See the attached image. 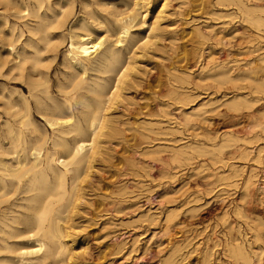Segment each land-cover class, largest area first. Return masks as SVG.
I'll return each instance as SVG.
<instances>
[{
	"label": "rangeland",
	"instance_id": "obj_1",
	"mask_svg": "<svg viewBox=\"0 0 264 264\" xmlns=\"http://www.w3.org/2000/svg\"><path fill=\"white\" fill-rule=\"evenodd\" d=\"M1 1L0 34H2V36L0 35V136L4 135L6 131L5 124L7 122L14 124V122L16 123V120L18 119V116L14 115V110L11 108L9 101L21 103V95H24L32 100L31 112L34 124L44 130L48 137H51L52 129L49 127L48 123V119L50 117H46L44 115L45 108L39 107L36 104L35 99L32 98L30 94L31 80H36L37 75L40 77H37L38 79L36 80L40 84L36 90L48 104L52 105L53 102L48 99L47 94L43 91L44 84L42 83L44 82L47 83L51 96H53L56 100L63 102L65 93L63 94L62 92H65V90L61 88V84L67 81L70 72L65 52L69 48L72 34L74 32L78 33L85 31L83 24H87L88 27L92 29L94 38L103 37V34H105V37H107L108 40L114 36L116 39V36H118L117 31L119 29L117 24L118 21L116 19L118 18L119 20L124 18L131 10L130 7L134 5L132 1L135 0H49L53 8L52 11L47 9V2L45 0L41 9H39V12L42 14H45L46 12L49 16L52 14L51 18H54V14H58L59 17L61 15L60 18L58 17V22L61 26L59 25L60 27H54L52 30L50 29L51 36H53L54 39H57L56 43H54V39L52 40L53 42L47 46H45V43L43 42L39 43L42 47L43 62L39 67L41 75L37 72L31 73L32 77L35 78L29 76L31 71L29 63H26V69L23 70V75L20 74V71H17V68L12 66H15L17 62H19L20 56L23 54L22 49L24 48V44L26 40L31 37L27 25H35L37 21V18H34L31 15L26 16L27 14L25 9L29 8L31 10L37 6V2L35 0ZM203 1L205 2L203 3ZM243 1L244 0H242V2ZM13 2L15 5L12 4ZM234 2L232 3L230 0L151 1L147 14V24L154 21L156 18L155 14L165 3L164 7L166 8H164L163 12L165 15L162 14L163 17L160 21V26L163 32L159 38L162 39H156L159 41L154 39L152 44H150L153 48L149 46V48L142 51V53H140V50L137 49L139 58L138 56L135 57V65L138 67L136 66V71L132 73L134 80L132 78L133 81H131L132 83L129 85L131 88H128V90L126 88L128 92L124 90L126 91L123 97L124 99H119L114 105L112 104L113 107L110 108V115L112 114L111 117L113 119V124L117 127V131L120 130L119 134L117 133L118 136L116 134V137L114 136L104 140L102 144L103 153L101 152L103 155L99 154L100 151L97 153L98 156H95V165L93 167L95 170L92 168L90 177L82 184L83 190L86 191H83L85 198L84 202L87 203H83L82 201L79 207L81 205H85L79 208L81 212L79 210L77 212L81 214L83 211V213L79 215L77 212H75L76 214L74 212H69L68 215L70 218H68L64 223V225L67 227L69 226L70 231H72V237L75 239L74 252L76 253V257L79 256L78 258H73L77 261L75 260L74 262V260H71L72 262H70V264H166V260L171 255H175L174 264H206L208 259L210 264H264V190H259L260 187L264 186V128L260 126H264V84L262 83V81L264 82V56H261L262 53L264 54V23L259 24L260 27H258V24L255 21H249V19L253 17H264V0L244 1L246 8L247 6L250 7V9L248 7L249 11H251V6L257 8L255 12L256 14L254 13L255 10H252V13L248 12L244 14L243 11H240L241 9L236 8L239 6L235 7L237 4H234ZM6 3H8V5H6ZM3 4L7 6H5V9ZM17 5H19L20 8ZM14 6L16 7L14 8ZM261 7L262 9H260ZM21 11L24 13L20 14L19 12ZM111 12H114V14ZM118 12L121 15L124 14L125 16L119 15ZM169 13L170 15H168ZM226 13L228 18L226 17L227 15L225 16ZM110 14H112V16H110ZM114 15L118 17H114ZM244 15H247L246 19H248L250 23L245 21L246 19H244ZM251 22L253 24H251ZM145 26H135L132 29L136 33V38H140L148 33V28ZM197 27L199 29H197ZM199 30H201V32ZM196 31L200 32L202 35L205 34L206 36L204 37L206 38L199 36L201 34H197ZM34 37L36 38V36ZM115 39L113 38L110 41L115 42ZM12 41H16L15 50L11 49L10 43ZM6 42L10 43L8 44ZM156 42L158 43L154 44ZM131 43V39L127 38L123 42V45L130 46ZM122 47L123 46H119V48ZM260 47L263 48V51L260 50ZM25 50H27L29 54L33 51V49L28 46ZM126 51L127 50L124 49L123 53L126 54ZM8 53L11 57L7 56ZM210 58L212 59L210 60ZM3 61L5 64L2 63ZM215 63H221L225 64L227 67H231V77L227 78V80L226 78L221 77V80L222 78L225 79H223V83H219L220 78L215 77V73L210 70L215 66ZM204 65H207V68L205 67L206 70L203 69V71L201 68H204ZM251 65L253 66L250 67ZM137 69L139 71H137ZM9 70H11L12 73L10 76L8 74L10 73ZM207 70L211 73H206ZM141 71H143V73L145 72L144 75ZM199 71L202 73L199 74ZM246 71H251L253 73L250 72L249 77V73H246ZM133 74L136 75L134 76ZM185 74L187 77L184 76ZM16 75L19 76L16 77ZM96 75H98L97 71L89 70L84 77L95 78ZM239 75L241 77H239ZM170 76L172 77L170 78ZM213 76L217 81L213 79ZM242 76H245L246 78L244 77L245 79H243ZM247 76L249 77V81H247ZM174 77H177L176 79H178V81ZM179 77L181 78V81H179ZM137 79L139 81L138 84ZM173 80L176 81L174 82ZM234 80L236 81L234 82ZM243 80L245 82H242ZM258 81H261L260 83H262L263 86L260 84L258 88H256L257 85L255 86V82L259 84ZM187 82L189 83L187 84ZM199 83L200 85L198 86ZM204 83L207 85L205 86ZM245 84L247 88L245 87ZM171 88L176 91V94L172 91V96V92L170 90ZM256 90L258 91L255 92ZM180 91H183L186 95L183 94L181 97L180 94L182 92ZM168 92L170 94H167ZM252 92L253 94H251ZM236 94H243L244 96H247L246 98L249 102L253 100L251 103L254 102V106L252 105L253 103L251 104L248 102V107L245 106V104H239L240 106L238 107L241 109L238 108L237 105L236 107L233 106L234 108L232 106L230 107V105L233 104L231 98ZM165 95L168 97H164ZM175 95L177 96L175 97ZM178 95L180 97H178ZM183 97L184 99L186 97V99L184 100ZM188 97H192V102ZM181 98L183 100L178 101L181 100ZM217 100H219V102ZM256 100L258 101L257 103L255 102ZM215 102H217V104ZM160 105L162 107H160ZM194 108L197 110H193ZM164 110L166 112H164ZM207 110L208 112H206ZM74 111L76 115L81 116L80 111L75 109ZM114 112L117 114L115 115ZM253 112L256 114L254 115ZM151 114L153 116H151ZM197 115L199 116L197 117ZM186 116L190 117L189 122L186 120L183 121ZM199 117L201 118L199 119ZM248 120L250 121L247 122ZM159 121L160 123H158ZM135 122H138L139 126L141 123L142 124L139 127L138 123ZM165 122H167V124ZM184 123L186 124L184 125ZM251 123L255 125H252ZM259 123L261 124L257 127L256 124ZM255 127L257 129H255ZM251 128H254V132ZM142 129H144V131ZM174 129H177L178 131ZM251 131L252 133L250 135ZM166 132L168 135H165L167 134ZM120 133L122 134L120 135ZM257 133L263 140L258 137L259 135H255ZM229 135L233 136L229 137L230 140L231 138H234L232 141H228ZM242 135L245 136L243 137ZM241 136L244 139L241 140ZM253 136L255 137L252 138ZM67 137L72 140L73 134H70ZM258 138L260 140H257ZM244 141L245 143H243ZM248 141L252 142V144L249 143V145ZM7 142L8 141H6V143ZM223 142H226L225 146L223 145ZM191 145L194 148H192ZM196 145L198 146L197 148H195ZM219 145L220 148H222L221 154H218V149L216 151V148H218ZM161 146L167 149L162 148ZM199 148L201 150H199ZM258 148L262 149L259 150ZM143 149L146 151L145 156L147 157L143 155L145 153ZM245 149L247 151L250 149L251 154L249 153V156L245 155L247 154L244 153L246 151ZM178 150H181V156H185L186 159H184L185 157H179L180 154L179 156L178 154L176 156L174 155L176 158L172 157L174 152H178ZM155 151H159V154L157 153L158 155H154ZM182 151H184L185 155ZM257 151H261V154ZM201 153H203V155ZM231 153L232 156L229 157V154ZM257 153L260 155L258 157V162L257 160H254L257 159ZM105 154L110 157L107 155L104 156ZM244 155L248 158H243ZM218 156L223 158L225 157L224 159L226 162L224 164L220 161H218L220 164L216 162L219 159ZM212 157L216 160L215 162L212 161ZM187 158L190 159L188 160ZM234 158L236 160H234ZM136 160L138 161L136 162ZM138 164L141 166L138 167ZM228 165H234L236 169L238 167L242 168H240L241 170H236L241 174L236 172L237 175L235 173V176H233L235 178L232 177L233 180L230 179L231 181H226V179L223 178V176L229 175L232 172H225L230 171V167ZM142 167L144 169H142ZM166 173H168V176ZM221 173L222 175L225 173V175H218ZM247 173H254V186L251 184V189L250 187V190L248 189L249 191L245 189V181L249 175ZM232 174L234 175V173ZM219 176L223 179L221 180ZM165 177L167 179H165ZM226 183L231 185L228 184L229 186H225ZM242 188H244L246 192ZM176 189H180L179 192ZM242 197H246L245 202H243L244 200H241ZM248 198H251V200ZM196 199H198V201L194 202L193 200ZM186 203L188 204L186 205ZM24 204H26V202L21 199H17L16 196L11 197L9 200L0 204V217L2 212L6 215V217L24 213L25 208L23 206H19ZM239 207L244 209L241 208V210ZM246 208H248L251 212ZM173 212L175 213V216ZM232 212H234V214H232ZM238 212L241 214L239 215ZM168 213L173 214V220L171 219L169 225L170 227L167 228L166 218ZM235 213H238L237 216ZM173 217H175V219ZM251 218L256 221L257 224L255 222L253 223ZM77 220L79 221L77 222ZM223 220H226L227 223L226 221L224 223ZM251 222L253 224H251ZM230 223H233V225H230ZM255 225L259 227L257 228ZM231 226H233V232L236 230L239 233L235 231L234 234L231 231ZM239 227L241 230L238 229ZM246 235L247 237L245 239L244 236ZM222 236H225L226 239ZM233 241L242 242L250 254L251 251H253L250 261L240 259L239 261L237 260V262L234 257L228 254L229 252L227 253L229 243L234 244L235 242ZM225 242L227 244L224 245ZM25 245L31 244L25 243ZM210 253L211 256H208L207 254ZM5 255L8 256L9 254L4 252L0 253V258L5 257Z\"/></svg>",
	"mask_w": 264,
	"mask_h": 264
},
{
	"label": "bare ground",
	"instance_id": "obj_2",
	"mask_svg": "<svg viewBox=\"0 0 264 264\" xmlns=\"http://www.w3.org/2000/svg\"><path fill=\"white\" fill-rule=\"evenodd\" d=\"M1 1V0H0ZM3 1V0H2ZM1 1V2H2ZM16 1V0H15ZM37 2V6H35L34 8H32L31 10L29 8H26V16L31 15L34 18H37L36 24L35 25H27L28 26V30L29 33L31 34V37H29L25 44H24V48L23 50V54L20 56V60L19 62H17V64L15 67L17 68V71H20V74L23 75V70L26 69V63L30 64V73L29 76L32 77V72H37L39 75H41V72L39 70L40 65L43 62V57H42V47L39 45L40 42L45 43V46H47L48 44L50 45L51 42L54 41V43H56V38L54 39L53 36H51V31L52 28L54 29V27H60L61 25L58 22V14H54V18H51V16H49L46 12L45 14H42L41 12H39L42 7V4L45 0H35ZM152 0H135L132 1L134 5H132L130 8L131 10L128 12V14L125 16L124 14H122L123 16H125L124 18H121L118 20V18L116 19L118 22V26L119 29L117 31V35L116 39L115 36L113 37L116 41H110L108 40L107 37H105V34H103V37H98V38H94L93 36V31L91 28L88 27L87 24H83V28L85 29V31H81V32H74L71 36V42L69 45V48L66 50L65 52V57L69 63V68H70V72H69V77L67 79V81H65L63 84H61V88L63 90H65V92H62L64 95V101L60 102L58 100H56L53 96H51V94L49 93L48 90V86L47 83L44 82L42 84H44V88L43 91L45 94H47V97L49 100H51L53 103L52 105L48 104L45 100H43L42 96L37 92V87L40 85L38 81H36L39 77L38 75L36 76V80H31L30 82V94L32 96V98L35 99L36 104L41 107V108H45V116L46 117H50L48 119V123H49V127L52 129V136L48 137L47 133L40 129L37 125L34 124L33 119H32V112H31V107H32V100H30L29 98H27L24 95H21V103L19 102H13V101H9V104L11 105V108L14 110V115H17L18 119L16 120V123H9L7 122L5 124L6 126V131L4 133V135L0 136V204L6 200H9L11 197L16 196L17 199H21L22 201H25L26 204L24 205H19V206H23L25 208V212L24 213H20L19 215H12V216H8L6 217V215L3 214L0 217V253H8L9 255L3 258H0V264H70V262H72L76 257V253L74 252V244H75V239L72 237V231H70V227L65 226L64 223L66 222V220L69 217V212H77L79 210L80 203H87L84 202L85 198H84V193L83 191V183L84 181L90 177L91 172H92V168L94 167L95 163H94V159L95 156H98V152L99 154H102V144L104 142V140L108 139V138H112V137H116V134H119V131H117V127L114 126L113 124V119L110 115V108L113 107L112 104L114 105L116 103V101H118L119 99H122L126 93V91L128 90V88L130 89L131 86L129 87L130 83H132L131 81L134 80L132 73L136 71V68L138 67L137 65H135V57L138 56L139 58V53L137 51V49L140 50V53H142V51H144L145 49L149 48L150 44H152V41L155 39H162L159 38L162 35V28L160 26V21L163 17L162 14L165 15L164 12V7L165 3L163 4L162 8L155 14L156 18L154 19V21H152V23L147 24V14H148V10L150 7ZM189 1V0H188ZM199 1V0H198ZM202 1V0H201ZM232 1V3L234 2V4L236 6L237 9H241L240 11H243L244 14L245 13H252L254 10V13L256 12V7L254 8V6H251V11H249L250 7L247 6L246 8V4L244 5V1L242 2V0H230ZM5 2V1H4ZM47 2V9L48 10H53L49 0H46ZM57 2V1H56ZM131 2V3H132ZM167 2V1H166ZM184 2V1H183ZM205 1H203L204 3ZM226 2V1H225ZM263 2V1H262ZM228 3V2H227ZM230 3V2H229ZM259 3V2H258ZM12 4L15 5V3L13 2ZM67 4V3H66ZM109 4V3H108ZM184 4V3H183ZM188 4V3H187ZM231 4V3H230ZM4 5V9L5 6L8 5V3L3 4ZM2 5V6H3ZM89 5V4H88ZM167 5V3H166ZM229 5V4H228ZM19 8L20 6L17 5ZM58 6V5H57ZM67 6V5H66ZM65 6V7H66ZM100 6V4H99ZM97 6V7H99ZM103 6V5H102ZM101 6V7H102ZM168 6V5H167ZM7 7V6H6ZM13 7V5H12ZM16 6H14L15 8ZM90 7V6H89ZM110 7V6H109ZM249 7V9H248ZM13 8V9H14ZM63 8V7H61ZM68 8V7H67ZM168 8V7H167ZM254 8V9H253ZM259 8V7H258ZM102 9V8H101ZM119 9V8H118ZM117 9V11H118ZM121 9V8H120ZM262 9V7L260 8ZM24 10V11H25ZM47 10V11H48ZM63 10V9H62ZM107 10V9H106ZM114 10V9H113ZM253 10V11H252ZM7 11V10H6ZM19 11V10H18ZM23 11V9H22ZM19 12L24 13V12ZM104 11V10H103ZM264 11V10H263ZM5 12V10H4ZM8 12V11H7ZM50 12V11H49ZM116 12V11H115ZM124 12V11H122ZM126 12V10H125ZM241 12V13H243ZM68 13V12H67ZM114 14V12H111ZM119 13V12H118ZM216 13V12H215ZM249 13V14H250ZM61 14V12H60ZM117 14V13H115ZM219 14V13H218ZM217 14V17H218ZM256 14V13H255ZM119 15H121L119 13ZM121 15V16H122ZM167 15V14H166ZM170 15V13L168 14ZM222 15V13H221ZM227 15V13L225 14V16ZM230 15V14H229ZM110 16H112V14H110ZM116 15H114L115 17ZM216 16V14H215ZM244 19H246L247 15H244ZM13 17V16H11ZM32 17V18H33ZM61 17V15H60ZM59 17V18H60ZM118 17V16H116ZM224 17V15H223ZM222 17V18H223ZM228 18V15L226 16ZM68 18V17H67ZM232 18H233V14H232ZM250 18V17H249ZM30 19V17H29ZM65 19V18H64ZM230 19V18H229ZM61 20V19H60ZM253 22L255 21L258 24L264 23V17H258V18H250L249 21ZM191 21V20H190ZM245 21H248V19H246ZM248 21V22H249ZM102 22V21H101ZM115 22V21H114ZM35 23V22H34ZM87 23V22H86ZM89 23V22H88ZM250 23V22H249ZM100 24V23H99ZM163 24V23H162ZM161 24V25H162ZM251 24H253L251 22ZM256 24V25H257ZM60 25V26H59ZM104 25V24H103ZM147 26V31L148 33L143 35L140 38H136L135 36V32L132 30L135 26ZM145 26V27H146ZM164 26V25H163ZM167 26V25H166ZM165 26V27H166ZM253 26V25H252ZM264 26V25H263ZM102 27V26H101ZM13 28V27H12ZM164 28V27H163ZM168 28V27H166ZM170 28V27H169ZM196 28V26H195ZM106 29V28H105ZM194 29V28H193ZM197 29H199L197 27ZM260 29V28H259ZM175 30V29H174ZM196 30V29H194ZM193 30V31H194ZM211 30V29H210ZM136 31V30H135ZM198 31V30H197ZM196 31V32H197ZM201 32V30H199ZM207 31V30H206ZM105 32V31H104ZM173 32V31H172ZM200 32H197V34H201ZM213 32V31H210ZM106 33V32H105ZM203 33V32H202ZM210 34V33H209ZM208 34V35H209ZM2 36V34H0ZM9 35V34H8ZM196 35V34H195ZM194 35V36H195ZM36 36V38L34 37ZM202 36L203 38H206L204 35H199ZM261 36V35H260ZM5 37V35H4ZM198 37V35H197ZM208 37V36H207ZM248 37V36H247ZM8 38V37H7ZM6 38V40L8 41V39ZM20 38V37H19ZM130 38L131 39V45L130 46H125L123 45V42L127 39ZM195 38V37H194ZM200 38V37H199ZM209 38V37H208ZM260 38V37H259ZM54 39V40H53ZM197 39V38H196ZM201 39V38H200ZM248 39V38H247ZM246 39V40H247ZM17 40V39H15ZM53 40V41H52ZM156 40V41H159ZM178 40V39H177ZM205 40V39H204ZM20 41V40H19ZM176 41V40H175ZM255 41V40H254ZM15 42L16 41H12L10 42H6V43H10L11 45V49L15 50ZM155 42V41H154ZM201 42V40H200ZM205 42V41H204ZM18 43V42H17ZM53 43V44H54ZM158 42L154 43L157 44ZM160 43V42H159ZM172 43V42H171ZM260 43V42H259ZM6 44V45H8ZM62 44V43H61ZM153 44V45H154ZM5 45V46H6ZM31 47L33 49L32 52H27V50H25L26 47ZM52 46V45H51ZM119 46H123L122 48H119ZM255 46V45H254ZM9 47V46H8ZM54 47V46H53ZM152 47V46H150ZM157 47V46H156ZM253 47V46H252ZM49 48V47H47ZM153 48V47H152ZM256 48V47H254ZM261 48V47H260ZM264 48V47H263ZM263 48H261L260 50L263 51ZM127 50L126 54L123 53V50ZM155 49V47H154ZM259 49V48H257ZM46 50V48H45ZM44 50V51H45ZM152 50V49H151ZM158 50V49H157ZM156 50V51H157ZM260 51V52H261ZM146 52V51H145ZM148 53V52H146ZM152 54V53H151ZM245 54V53H244ZM4 55V54H3ZM261 55V54H260ZM7 56L11 57L9 55V53L7 54ZM141 56V55H140ZM146 56V55H144ZM153 56V55H152ZM262 57L264 56V54L262 53L261 55ZM1 58V57H0ZM16 58V57H15ZM14 59V58H13ZM18 59V58H16ZM15 59V60H16ZM212 58H210L211 60ZM262 59V58H261ZM264 59V58H263ZM262 59V60H263ZM8 60V59H7ZM12 60V59H11ZM9 60V61H11ZM13 60V61H15ZM12 61V62H13ZM17 61V60H16ZM46 61V60H45ZM139 61V60H138ZM250 61V60H249ZM7 62V61H6ZM137 62V60H136ZM224 62V61H223ZM4 63V61L2 62ZM209 63V62H208ZM246 63V62H245ZM249 63V62H248ZM247 63V64H248ZM5 64V63H4ZM140 64V63H139ZM138 64V65H139ZM205 64V63H204ZM215 63V66L213 68H211L210 66V70H212V72L215 73V77L220 78L219 83H223V79L229 78L230 76V72H231V67H227L225 64H217ZM231 64V63H230ZM250 64V63H249ZM208 65V64H207ZM207 65H204V68H201V70H206L205 67L207 68ZM214 65V64H213ZM137 66V67H136ZM231 66V65H230ZM248 66V65H247ZM253 65H251L250 67H252ZM143 67V66H142ZM233 67V65H232ZM242 68V67H241ZM11 69V68H10ZM14 69V68H13ZM176 69V68H175ZM209 69V68H208ZM234 69V68H233ZM256 69V68H255ZM89 70H94L98 72V75L95 76V78H89V77H84V75L87 74V72ZM134 70V71H133ZM170 70V69H169ZM203 70V71H204ZM247 70V68H246ZM249 70V69H248ZM13 71V70H12ZM137 71H139L137 69ZM172 71V70H171ZM177 71V70H176ZM259 71V70H258ZM10 74L11 70H9ZM200 72V71H199ZM210 71L207 70L206 73H208ZM233 72V71H232ZM248 71H246L247 73ZM251 72V71H250ZM250 72H248L249 77H250ZM141 73H143V71H141ZM145 73V72H144ZM143 73V75H144ZM174 73V72H173ZM202 72H200L199 74H201ZM205 73V75H206ZM211 73V72H210ZM243 73V71H242ZM253 73V72H251ZM258 73V72H257ZM1 74V73H0ZM35 74V73H34ZM68 74V73H67ZM198 74V75H199ZM204 74V73H203ZM232 74V73H231ZM245 74V72H244ZM6 75V74H5ZM134 75V74H133ZM136 75V74H135ZM134 75V76H135ZM162 75V74H161ZM182 75V74H181ZM204 75V76H205ZM209 75V74H208ZM246 75V74H245ZM19 75H16V77ZM45 76V75H44ZM177 76V75H175ZM183 76V75H182ZM185 77H187V75H184ZM207 76V75H206ZM213 76V79H215V77ZM252 76V75H251ZM254 76V74H253ZM257 76V75H256ZM255 76V77H256ZM5 77V76H4ZM92 77V76H91ZM139 77V76H138ZM172 76H170L171 78ZM221 77L222 78L221 80ZM239 77H241L239 75ZM243 77V76H242ZM245 77V76H244ZM243 77V79H245ZM249 77L247 76V81H249ZM254 77V78H255ZM35 78V77H32ZM40 78V77H39ZM133 78V80H132ZM137 78V76H136ZM165 78V77H164ZM175 79L177 77H174ZM202 78V77H201ZM205 78V77H204ZM233 78V77H232ZM231 78V79H232ZM46 79V78H45ZM181 78L179 77V81ZM203 79V78H202ZM230 79V80H231ZM235 79V78H234ZM238 79V78H237ZM241 79V78H239ZM178 81V79H176ZM175 80V81H176ZM211 80V77H210ZM216 80V79H215ZM214 80V81H215ZM225 80V79H224ZM60 81V80H59ZM168 81V79H167ZM174 81V80H173ZM174 81V82H175ZM187 81V80H185ZM206 81V80H205ZM204 81V82H205ZM217 81V80H216ZM223 81V82H222ZM236 80H234L235 82ZM251 81V79H250ZM254 81V79H253ZM262 81V80H261ZM261 81H258L259 84H257V82H255V86L257 85L256 88H258V86L261 84L263 86L264 82L262 81V83H260ZM61 82V81H60ZM138 79H137V84H138ZM213 82V81H212ZM232 82V81H231ZM242 82H245L244 80ZM135 83V82H134ZM133 83V84H134ZM180 83V82H179ZM189 82H187L188 84ZM233 83V82H232ZM176 84V83H175ZM181 84V83H180ZM205 84V83H204ZM136 85V84H135ZM200 85V83L198 84V86ZM207 84H205L206 86ZM216 85V83H215ZM165 86V85H164ZM188 86V85H187ZM196 86V85H195ZM254 86V87H255ZM168 87V86H167ZM246 87V84H245ZM127 88V90H126ZM175 89H177L176 87H174ZM247 88V87H246ZM264 88V87H263ZM235 89V88H234ZM126 90V91H124ZM165 90V89H164ZM169 90V89H168ZM167 90V91H168ZM171 92H175L176 91L172 90V88L170 89ZM169 90V91H170ZM185 90V89H184ZM188 90V89H187ZM191 90V89H190ZM239 90V88H238ZM242 90V89H241ZM247 90V89H246ZM250 90V89H249ZM264 90V89H263ZM22 91V90H21ZM253 91V90H251ZM258 90H256L255 92H257ZM60 92V91H59ZM128 92V91H127ZM173 92L171 93V96L173 94ZM180 94V96L182 97L183 94L186 95L183 91ZM263 92V91H262ZM166 93V92H165ZM178 93V92H177ZM23 94V92H22ZM167 94H170L169 92ZM253 94V92L251 93ZM2 95V94H1ZM151 95V94H150ZM247 95V93H246ZM249 95V94H248ZM261 95V94H260ZM162 96V95H161ZM177 95H175L176 97ZM178 95V97H180ZM126 97V96H125ZM164 97H168V96H164ZM162 97V98H164ZM177 97V99H178ZM193 97V96H192ZM191 97V98H192ZM247 96H244L243 94H236L234 96H232L231 101L233 102L232 105L230 102V107L237 105L240 106L239 104L242 103L245 104V106L248 107L249 103H251V100L249 102V100L246 98ZM257 97V96H256ZM9 98V97H8ZM160 98V97H158ZM174 98V97H173ZM190 98V97H188ZM190 98V101H191ZM212 98V97H211ZM222 98V97H221ZM224 98V97H223ZM124 99V98H123ZM154 99V98H153ZM157 99V98H156ZM172 99V98H171ZM184 99V97H183ZM181 98V100L178 101H182L183 100ZM186 99V97H185ZM184 99V100H185ZM262 99V98H261ZM4 100V99H3ZM10 100V99H9ZM126 100V99H125ZM123 101V100H122ZM169 101V100H168ZM174 101V100H172ZM189 101V103H190ZM195 101V100H194ZM215 101V99H214ZM219 102V100H217ZM230 101V100H229ZM192 102V101H191ZM211 102V101H210ZM228 102V101H227ZM249 102V103H248ZM256 103L258 102L257 100L255 101ZM8 103V101H7ZM119 103V102H118ZM170 103V102H169ZM177 103V102H176ZM188 103V102H187ZM204 103V102H202ZM209 103V102H208ZM206 103V104H208ZM213 103V102H212ZM211 103V104H212ZM217 104V102H215ZM214 103V104H215ZM253 103V104H252ZM251 104L254 106V102H252ZM124 104V103H122ZM162 104V103H161ZM179 104V103H178ZM210 104V103H209ZM213 104V105H214ZM225 104V103H224ZM228 104V103H227ZM201 105V104H200ZM2 106V105H1ZM130 106V105H129ZM186 106V105H185ZM206 106V105H204ZM160 107H162L160 105ZM167 107V106H166ZM201 107V106H200ZM199 107V109H200ZM259 107V106H258ZM165 108V107H163ZM168 108V107H167ZM198 108V107H196ZM196 108H194L193 110H195ZM217 108V107H216ZM234 108V107H233ZM232 108V109H233ZM240 108V107H238ZM237 108V109H238ZM244 108V106H243ZM261 108V107H260ZM4 109V107H3ZM75 110L80 111V115H76L75 114ZM162 109V108H161ZM241 109V108H240ZM239 109V110H240ZM248 109V108H247ZM258 109V108H257ZM9 110V109H8ZM112 110V109H111ZM114 110V109H113ZM158 110V108H157ZM156 110V111H157ZM197 110V109H196ZM212 110V109H211ZM162 111V110H161ZM203 111V110H202ZM210 111V110H209ZM258 111V110H257ZM6 112V111H5ZM150 112V111H149ZM164 112H166L164 110ZM197 112V111H196ZM200 112V111H199ZM208 112V110L206 111ZM260 112V111H258ZM115 113V112H114ZM154 113V112H153ZM185 113V112H184ZM201 113V112H200ZM203 113V112H202ZM254 113V112H253ZM252 113V114H253ZM117 113H115L116 115ZM119 114V113H118ZM155 114V113H154ZM163 114V113H162ZM167 114V113H166ZM187 114V113H186ZM189 114V113H188ZM205 114V113H204ZM247 114V113H246ZM256 113H254L255 115ZM262 114V113H261ZM260 114V115H261ZM43 115V114H42ZM49 115V116H48ZM150 115V113H149ZM148 115V116H149ZM164 115V114H163ZM169 115V114H168ZM193 115V114H192ZM201 115V114H200ZM264 115V114H263ZM119 116V115H118ZM151 116H153L151 114ZM156 116V115H155ZM158 116V115H157ZM165 116V115H164ZM173 116V115H172ZM185 116V114H184ZM196 116V115H195ZM199 115H197L198 117ZM202 116V115H201ZM244 116V115H243ZM247 116V115H246ZM249 116V114H248ZM116 117V116H115ZM170 117V116H169ZM175 117V116H174ZM173 117V118H174ZM258 117V115H257ZM260 117V116H259ZM15 118V116H14ZM13 118V120H14ZM151 118V117H150ZM158 118V117H157ZM176 118V117H175ZM192 118V117H191ZM201 117H199L200 119ZM118 119V117H117ZM254 119V118H253ZM190 121V117L186 116L183 121ZM204 120V119H203ZM258 120V118H257ZM263 120V119H262ZM128 121V120H127ZM170 121V120H169ZM172 121V120H171ZM179 121V120H178ZM182 121V119H181ZM185 121V122H186ZM201 121V120H200ZM207 121V120H206ZM250 120H248L247 122H249ZM126 122V121H125ZM145 122V121H144ZM150 122V121H149ZM180 122V121H179ZM202 122V121H201ZM200 122V123H201ZM244 122V121H243ZM253 122V121H252ZM133 123V122H132ZM138 123V122H135ZM141 123V122H140ZM147 123V122H146ZM160 123V121L158 122ZM167 124V122H165ZM183 123V122H181ZM121 124V123H120ZM130 124V123H129ZM142 124V123H141ZM140 124V126H141ZM155 124V123H154ZM186 123H184L185 125ZM250 124V123H249ZM252 125H255L253 123H251ZM259 124H256L257 127ZM124 125V124H123ZM150 125V123H149ZM163 125V124H161ZM160 125V126H161ZM122 126V125H121ZM139 126V123H138ZM139 126V127H140ZM144 126V123H143ZM156 126V124H155ZM264 128L263 125H260ZM120 127V126H119ZM123 127V126H122ZM152 127V124H151ZM249 127V125H248ZM254 127V126H252ZM142 128V127H141ZM161 128V127H160ZM200 128V127H199ZM246 128V127H245ZM262 128V129H263ZM120 129V128H119ZM148 129V128H146ZM165 129V128H164ZM163 129V132H164ZM173 129V128H172ZM255 129H257L255 127ZM127 130V129H126ZM125 130V131H126ZM133 130V129H132ZM144 131V129H142ZM162 130V129H161ZM167 130V129H166ZM177 130V129H174ZM243 130V129H242ZM247 130V129H246ZM251 130L253 131L254 128ZM264 130V129H263ZM160 131V130H159ZM178 131V130H177ZM250 131V130H249ZM252 131L250 132V135L252 133ZM154 132V131H153ZM248 132V130H247ZM254 132V131H253ZM263 132V131H262ZM136 133V131H135ZM150 133V132H149ZM158 133V132H157ZM167 133V132H166ZM178 133V132H176ZM237 133V132H236ZM73 134L72 140L69 139L67 136ZM117 134V136H118ZM122 133H120L121 135ZM139 134V133H137ZM154 134V133H153ZM156 134V133H155ZM160 134V133H159ZM226 134V133H225ZM230 134V133H229ZM263 134V133H262ZM119 135V136H120ZM142 135V134H140ZM163 135V134H162ZM165 135H168L165 134ZM163 135V136H165ZM216 135V134H215ZM214 135V136H215ZM256 136H258L259 134H255ZM134 136V135H133ZM147 136V135H146ZM231 135L228 136V141L230 140L229 137ZM243 136V135H242ZM242 136L240 137L241 140L244 139L242 138ZM245 136V135H244ZM243 136V137H244ZM121 137V136H120ZM124 137V136H123ZM122 137V138H123ZM135 137V136H134ZM139 137V136H138ZM210 137V136H209ZM233 137V136H231ZM255 136H253L252 138H254ZM259 138L260 135L258 136ZM136 138V137H135ZM257 140H260V139ZM116 139V138H114ZM121 139V138H120ZM119 139V140H120ZM154 139V138H153ZM215 139V138H214ZM221 139V138H220ZM223 139V138H222ZM227 139V138H226ZM234 138H231L230 141H232ZM248 139V138H247ZM256 139V138H255ZM118 140V139H116ZM123 140V139H122ZM148 140V139H147ZM161 140V139H159ZM179 140V139H178ZM181 140V139H180ZM224 140V139H223ZM222 140V141H223ZM252 140V139H251ZM261 140H263L261 138ZM6 141H8L6 143ZM143 141V140H142ZM141 141V142H142ZM145 141V140H144ZM156 141V140H155ZM238 141V140H237ZM172 142V141H171ZM221 142V141H220ZM227 142V140H226ZM223 142L224 146L226 145ZM239 142V141H238ZM263 142V141H262ZM108 143V142H106ZM114 143V142H113ZM148 143V142H147ZM188 143V142H187ZM245 143V141L243 142ZM252 142L248 141V144ZM258 143V142H256ZM255 143V144H256ZM137 144V143H136ZM193 144V143H192ZM228 144V142H227ZM52 145V146H50ZM182 145V144H181ZM194 145V144H193ZM222 145V146H223ZM250 145V144H249ZM183 146V145H182ZM190 146V145H188ZM200 146V145H199ZM223 146V147H224ZM242 146V145H241ZM252 146V145H251ZM157 147V146H155ZM162 147V146H161ZM167 147V146H166ZM169 147V146H168ZM178 147V145H177ZM192 147V145H191ZM198 146L196 145L195 148H197ZM216 147V146H215ZM259 147V146H258ZM159 148V147H158ZM165 148V147H162ZM179 148V147H178ZM185 148V146H184ZM188 148V147H187ZM190 148V147H189ZM194 148V147H192ZM191 148V149H192ZM201 148V147H200ZM199 148V150H201ZM204 148V147H203ZM211 148V147H210ZM220 145L218 146V148H216V151L218 149V154H221V149ZM246 148V147H245ZM151 149V148H150ZM149 149V150H150ZM167 149V148H165ZM177 149V148H176ZM181 149V147H180ZM205 149V148H204ZM241 149V148H239ZM259 149V148H258ZM257 149V150H258ZM262 149V148H261ZM259 149V150H261ZM104 150V149H103ZM107 150V149H106ZM144 150V149H143ZM147 150V149H146ZM152 150V149H151ZM175 150V149H173ZM198 150V149H195ZM220 150V151H219ZM246 150V149H245ZM145 151V150H144ZM181 150H178V152H174V155L176 156L178 154L181 153ZM204 151V150H203ZM224 151V148H223ZM244 151V149H243ZM247 151V150H246ZM247 153L245 154L246 156L250 153V149L247 151ZM102 152V153H101ZM151 152V151H150ZM153 152V150H152ZM162 152V151H161ZM165 152V151H164ZM184 153V151H182ZM211 152V151H210ZM239 152V151H238ZM242 152V151H240ZM259 154H261V151H257ZM154 153V152H153ZM159 154V151L156 152L155 154ZM226 153V152H225ZM236 153V152H235ZM243 153V152H242ZM243 153V154H244ZM257 153V159H254L255 161L257 160L258 162V157L260 156ZM97 154V155H96ZM145 153L143 154L145 156ZM150 154V153H149ZM157 154V155H158ZM161 154V153H160ZM203 155V153H201ZM210 154V153H209ZM251 154V153H250ZM103 155V154H102ZM101 155V156H102ZM107 154H105L104 156H106ZM185 155V153H184ZM188 155V154H186ZM206 155V154H205ZM208 155V154H207ZM214 155V154H213ZM212 155V156H213ZM217 155V154H215ZM245 155L243 156V158H248L245 157ZM103 156V157H104ZM108 156V155H107ZM225 156V155H223ZM228 156V154H227ZM232 156V153L229 154V157ZM241 156V154H240ZM239 156V157H240ZM249 156V155H248ZM110 157V156H108ZM147 157V156H145ZM155 157V156H152ZM179 157H182L181 154ZM185 157V156H184ZM182 157V158H184ZM215 157V156H214ZM242 157V156H241ZM102 158V157H101ZM106 158V157H104ZM134 158V157H133ZM157 158V157H156ZM161 158V157H160ZM171 158V157H170ZM176 158V157H174ZM217 158V157H216ZM218 160L216 161L215 159H213V157L211 159H213V162H222V164H224L225 161V157H221L218 156ZM108 159V158H106ZM105 159V160H106ZM129 159V158H128ZM135 159V158H134ZM186 159V157L184 158ZM188 160L190 158H187ZM241 159V158H240ZM180 160V159H177ZM182 160V159H181ZM186 160V161H188ZM227 160V158H226ZM234 160H236L234 158ZM242 160V159H241ZM244 160V159H243ZM129 161V160H128ZM133 161V160H132ZM138 160H136L137 162ZM164 161V160H162ZM228 161V160H227ZM230 161V160H229ZM246 161V160H244ZM243 161V162H244ZM104 162V161H103ZM130 162V161H129ZM161 162V160H160ZM172 163V162H171ZM180 163V162H179ZM219 163V162H218ZM230 163V162H228ZM129 164V163H128ZM141 164V163H140ZM143 164V163H142ZM220 164V163H219ZM235 164V163H234ZM131 165V164H130ZM133 165V164H132ZM136 165V164H135ZM144 165V164H143ZM147 165V164H146ZM192 165V164H190ZM215 165V164H214ZM236 165V164H235ZM134 166V165H133ZM137 166V165H136ZM141 166L138 164V167ZM213 166V165H212ZM229 166V165H228ZM145 167V166H144ZM181 167V166H180ZM226 167V166H225ZM229 170L230 171H225V172H231L229 175H225V173L222 175L224 179H226V181L228 180H233L232 177L235 176V173L237 172L236 170H241L239 167L236 169V167L234 165L229 166ZM141 168V167H140ZM218 168V167H217ZM94 169V168H93ZM142 169H144L142 167ZM220 169V168H219ZM217 169V170H219ZM95 170V169H94ZM143 171V170H142ZM144 172V171H143ZM163 172V171H161ZM252 172V170H251ZM145 173V172H144ZM150 173V171H149ZM234 173V175L232 174ZM239 173V172H237ZM236 173V175H237ZM147 174V173H146ZM163 174V173H162ZM161 174V175H162ZM168 173H166L167 175ZM213 174V173H212ZM241 174V173H239ZM249 174L246 178V185H245V189L248 190L250 185H253V178H254V173ZM139 175V174H138ZM214 175V174H213ZM147 176V175H146ZM168 176V175H167ZM174 176V174H173ZM221 176H219L221 178ZM239 176V175H238ZM214 177V176H213ZM218 177V176H217ZM216 177V178H217ZM237 177V176H236ZM162 178V177H161ZM219 178V179H220ZM221 178V180L223 179ZM235 178V177H233ZM165 179H167L165 177ZM210 179V178H209ZM86 180V181H87ZM216 180V179H215ZM230 180V181H231ZM85 181V182H86ZM218 181V180H217ZM220 182V181H219ZM236 183V182H235ZM87 184V183H86ZM89 184V182H88ZM87 184V185H88ZM229 184V183H228ZM226 183L225 186L228 185ZM233 184V182H232ZM255 184V183H254ZM85 185V184H84ZM231 185V184H229ZM228 185V186H229ZM233 186V185H232ZM254 186V185H253ZM86 187V186H85ZM223 187V186H222ZM259 187V186H256ZM119 188V187H118ZM117 188V189H118ZM123 188V187H122ZM125 188V187H124ZM183 188V187H181ZM86 189V188H85ZM244 189V188H242ZM244 189V190H245ZM251 189V187H250ZM249 189V190H250ZM263 189L264 190V186L260 187L259 190ZM87 190V189H86ZM121 190V189H120ZM119 190V191H120ZM123 190V189H122ZM128 190V189H127ZM178 192L179 190L176 189ZM245 190V192H246ZM248 190V191H249ZM253 190V189H252ZM258 190V191H259ZM88 191V190H87ZM211 191V190H210ZM256 191V190H255ZM86 192V191H85ZM122 192V191H121ZM176 192V191H175ZM212 192V191H211ZM225 192V191H224ZM260 192V191H259ZM126 193V192H125ZM129 193V192H128ZM183 193V192H182ZM248 193V192H247ZM263 193V192H262ZM261 193V194H262ZM127 194V193H126ZM131 194V193H130ZM246 194V193H245ZM250 194V193H249ZM256 194V193H255ZM244 195V194H243ZM263 195V194H262ZM192 196V195H191ZM223 196V195H222ZM233 196V195H232ZM250 196V195H249ZM261 196V195H260ZM86 197V196H85ZM88 197V196H87ZM228 197V195H227ZM241 197V196H240ZM244 197V196H243ZM241 198V200L243 202H245V198ZM253 197V196H252ZM258 197V196H257ZM255 198V197H254ZM191 199V197H190ZM195 199V198H194ZM224 199V198H223ZM240 199V198H239ZM251 200V198H248ZM258 199V198H256ZM254 199V200H256ZM260 199V198H259ZM249 200V201H250ZM262 200V199H261ZM188 201V200H186ZM194 202L198 201V199L193 200ZM200 201V200H199ZM239 202V201H238ZM248 202V201H247ZM258 202V201H257ZM90 203V202H89ZM192 203V202H191ZM190 203V204H191ZM242 203V202H241ZM188 203H186L187 205ZM257 204V203H256ZM261 204V203H260ZM259 204V206H260ZM85 205V204H84ZM83 205V206H84ZM87 205V204H86ZM239 205V204H238ZM14 206V205H13ZM82 206V207H83ZM250 206V205H249ZM247 206V207H249ZM255 206V205H254ZM257 206V205H256ZM263 206V205H262ZM243 207V206H242ZM242 207H239L240 209ZM246 207V204H245ZM251 208V207H250ZM260 208V207H259ZM83 209V208H81ZM194 209V208H193ZM244 209V208H242ZM241 209V210H242ZM248 209V208H246ZM254 209V208H253ZM171 210V208H170ZM169 210V211H170ZM237 210V209H236ZM249 210V209H248ZM258 210V209H256ZM264 210V209H263ZM80 211V210H79ZM157 211V210H156ZM229 211V210H228ZM250 211V210H249ZM259 211V210H258ZM81 212V211H80ZM166 212V211H165ZM176 212V211H175ZM251 212V211H250ZM264 212V211H263ZM15 213V212H14ZM70 213V214H71ZM83 213V211H82ZM81 213V214H82ZM174 213V212H173ZM239 213V212H238ZM237 213V214H238ZM243 213V212H242ZM76 214V213H75ZM74 214V215H75ZM77 214L81 215L79 212H77ZM153 214V213H152ZM155 214V213H154ZM166 214V213H165ZM232 214H234V212H232ZM236 214V213H235ZM236 214V216H237ZM241 213H239L240 215ZM252 214V213H251ZM249 214V215H251ZM261 214V213H260ZM151 215V214H150ZM238 215V216H239ZM244 215V214H243ZM256 215V214H255ZM78 216V215H77ZM173 214H167V218H166V222H167V228L170 227V221L172 219ZM175 216V213H174ZM228 216V215H227ZM260 216V215H259ZM264 216V215H263ZM76 217V216H75ZM144 217V216H143ZM149 217V216H148ZM178 217V216H177ZM225 217V216H223ZM244 217V216H243ZM247 217V215H246ZM151 218V217H150ZM175 219V217H173ZM227 218V217H226ZM240 218V216H239ZM257 218V217H256ZM252 219V218H251ZM150 220V219H149ZM156 220V219H155ZM173 220V219H172ZM257 220V219H256ZM259 220V217H258ZM76 221V220H75ZM79 220H77L78 222ZM224 221V220H223ZM226 221V220H225ZM224 221V223H225ZM229 221V220H228ZM253 221V223L256 221H254L253 219L251 220ZM150 222V221H149ZM165 222V221H164ZM244 222V221H243ZM250 222V221H249ZM260 222V221H258ZM227 223V221H226ZM229 223V222H228ZM234 223V222H233ZM233 223H230V225ZM251 222V224H253ZM79 224V223H78ZM222 224V223H221ZM257 224V223H256ZM262 224V223H261ZM74 225V224H73ZM229 225V228H230ZM224 226V225H223ZM240 226V225H238ZM241 227V226H240ZM238 228L239 230H241V228ZM252 227V226H251ZM255 227H257L255 225ZM259 227V226H258ZM257 227V228H258ZM208 228V227H207ZM232 232H233V226H231ZM235 228V227H234ZM237 228V227H236ZM78 229V228H77ZM76 229V231H77ZM81 229V228H79ZM73 230V229H71ZM75 231V230H74ZM229 231V232H231ZM236 231V230H235ZM234 231V232H235ZM243 231V230H242ZM252 231V228H251ZM233 232V233H234ZM237 232V231H236ZM257 232V231H256ZM77 233V232H76ZM212 233V232H211ZM223 233V232H222ZM239 233V232H237ZM245 233V232H244ZM220 234V233H219ZM232 234V233H230ZM235 234V233H234ZM233 234V236H234ZM226 235V234H225ZM241 235V234H240ZM245 235V234H243ZM255 235V234H254ZM214 236V235H213ZM227 236V235H226ZM232 236V237H233ZM256 236V235H255ZM207 237V236H206ZM209 237V236H208ZM225 237V236H222ZM229 237V236H228ZM247 235L244 236V238L246 239ZM170 238V237H169ZM205 238V237H204ZM230 238V237H229ZM236 238V237H235ZM188 239V238H186ZM224 239V238H223ZM226 239V237H225ZM234 239V238H233ZM260 239V238H259ZM258 239V240H259ZM191 240V239H190ZM208 240V239H207ZM228 240V239H227ZM226 240V241H227ZM237 240V238H236ZM255 240V239H254ZM171 241V240H170ZM169 241V242H170ZM209 241V240H208ZM230 241V240H229ZM239 241V240H238ZM235 242L234 244H230L229 243V248L227 253L230 254L232 257H234L235 261H239L240 259L246 260V261H250L251 259V254L253 251L250 252L247 251V249L245 248V246L243 245L242 242ZM192 242V241H191ZM247 242V240H246ZM250 242V241H249ZM25 243H30L31 245H25ZM184 243V242H183ZM86 244V243H85ZM227 244L226 242L224 243V245ZM250 245V244H249ZM255 245V244H254ZM85 247V246H84ZM177 247V246H176ZM222 247V246H221ZM247 247V246H246ZM184 249V248H183ZM210 249V248H209ZM250 249V248H249ZM77 250V249H76ZM175 250V249H174ZM77 252V251H76ZM81 252V251H79ZM209 252V251H208ZM211 252V251H210ZM260 252V251H259ZM193 253V252H192ZM212 253V252H211ZM210 254H207L208 256ZM216 253V252H215ZM78 254V252H77ZM82 254V253H81ZM84 254V253H83ZM79 255V254H78ZM175 256V255H174ZM173 255H171L167 260H166V264H174L175 258ZM254 256V255H253ZM260 256V253H259ZM79 257V256H78ZM76 257V258H78ZM188 257V256H187ZM221 258V257H220ZM224 258V257H223ZM229 258V257H228ZM206 259V258H205ZM72 260V261H71ZM76 260V259H75ZM74 260V262H75ZM178 260V259H177ZM209 260V259H208ZM207 260L206 264H210L209 261ZM77 261V260H76ZM79 261V260H78ZM81 261V259H80ZM180 261V260H178ZM176 261V262H178ZM237 261V262H238ZM245 261V263H246ZM236 262V263H237ZM256 262V261H255ZM163 263V262H162ZM165 263V262H164ZM202 263V262H201ZM235 263V262H234ZM198 264V263H197ZM216 264V263H215Z\"/></svg>",
	"mask_w": 264,
	"mask_h": 264
}]
</instances>
